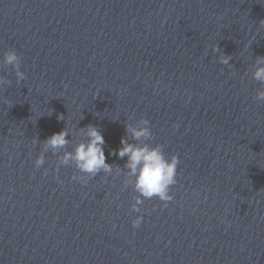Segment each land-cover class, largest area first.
<instances>
[{
    "label": "water",
    "instance_id": "water-1",
    "mask_svg": "<svg viewBox=\"0 0 264 264\" xmlns=\"http://www.w3.org/2000/svg\"><path fill=\"white\" fill-rule=\"evenodd\" d=\"M262 21L264 0H0V264H264ZM140 118L179 164L173 199L134 212L127 157L108 154ZM90 124L112 173L74 180L63 149L35 166Z\"/></svg>",
    "mask_w": 264,
    "mask_h": 264
},
{
    "label": "clouds",
    "instance_id": "clouds-1",
    "mask_svg": "<svg viewBox=\"0 0 264 264\" xmlns=\"http://www.w3.org/2000/svg\"><path fill=\"white\" fill-rule=\"evenodd\" d=\"M212 50L220 53L218 59L221 64L230 65L231 56L221 53L218 46H214ZM2 63L11 65L15 69L17 83L25 79V73L20 70V57L15 50L6 51ZM252 69V78L264 84V57H257ZM9 83L10 81L4 76H0V87ZM255 99L264 101V89L257 91ZM57 119L65 120V117L60 114ZM125 129L126 136L120 139L121 147L111 150L108 155L117 156L120 159L127 157V162L124 165V168L127 169L124 173L127 177L126 184H132L135 192L138 193L131 209L134 212H139L138 206L143 203V200L153 197L166 204L173 199L170 187L177 183L179 158L174 154L166 157L162 144L157 143L152 146L146 142L151 140L153 135L148 119L140 118L135 124H126ZM70 134L69 128L64 127L59 132H54L47 137L43 141L42 151L35 160V166L39 168L45 163V152L51 150L53 154H56L63 149V154L58 157V165L74 164L76 169L84 174V176H73L74 180L86 183L85 177H95L100 172L112 173L113 166L106 162L104 151L106 141L97 126L90 124L79 129L76 134L86 139L77 143L72 151L67 150ZM118 171L121 169L118 168ZM131 223L133 228H138L142 223V217L137 216Z\"/></svg>",
    "mask_w": 264,
    "mask_h": 264
}]
</instances>
